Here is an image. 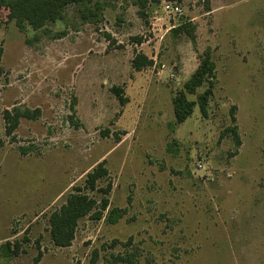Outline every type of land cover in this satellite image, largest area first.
Here are the masks:
<instances>
[{"label":"rangeland","instance_id":"obj_1","mask_svg":"<svg viewBox=\"0 0 264 264\" xmlns=\"http://www.w3.org/2000/svg\"><path fill=\"white\" fill-rule=\"evenodd\" d=\"M146 1L108 0L90 21L69 5L38 30L0 9V245L29 239L0 264H34L39 251L41 264H100L129 239L141 264H264V0ZM208 47L207 115L196 106L177 123L173 98ZM138 55L149 61L140 70ZM14 108L40 115L8 136L3 114ZM102 161L108 208L57 247L51 212ZM113 209L122 216L110 223Z\"/></svg>","mask_w":264,"mask_h":264},{"label":"trees","instance_id":"obj_2","mask_svg":"<svg viewBox=\"0 0 264 264\" xmlns=\"http://www.w3.org/2000/svg\"><path fill=\"white\" fill-rule=\"evenodd\" d=\"M108 0H0V9L8 10V18L15 20L20 29H25L27 25L34 30L42 29L47 23L55 22L62 18L64 9L69 5L78 7L81 18L85 21L98 18L107 6ZM142 9L146 6V0H137ZM186 28V27H185ZM192 38H194V27L188 29ZM3 53V48L0 45V59ZM146 57L138 55L133 60V68L140 70L143 65L148 64ZM2 69L0 67V74ZM217 65L213 57V51L210 47L206 48L200 59V63L188 80L184 83L183 88L178 90L173 98L174 114L177 123L186 121L193 113L196 106L199 107L203 115H207V109L211 97L213 96L215 80L217 76ZM202 92L199 89L203 88ZM118 95V94H117ZM189 95H197V99L191 100ZM123 101V98L120 97ZM235 106L231 109L232 119ZM40 115V109L14 108L13 110L4 111V120L6 135L11 136L18 127L20 118L26 117L36 119ZM237 125L231 127L235 143L241 144L240 136L237 131ZM23 154L27 153L29 148L20 149ZM108 169L105 166V161L97 164L91 171L87 173L84 187H75L66 201L54 211L49 217L50 236L53 243L59 247H68L75 239L76 229L79 222L90 216L92 219H101L104 211L109 206L108 194L112 189L109 182L106 187H99L98 180L108 177ZM89 191H97L101 193L100 203L97 198L88 195ZM120 209H113L109 212L108 221L110 223L117 222L121 216ZM29 239L25 236L21 241H8L0 245V256L16 257L25 253L23 243H27ZM117 242V241H115ZM132 244V239L123 243L124 251L111 256L100 264H141L142 255L138 251L128 250ZM42 257V252L34 258V264H37ZM96 257L94 258V261Z\"/></svg>","mask_w":264,"mask_h":264},{"label":"built area","instance_id":"obj_3","mask_svg":"<svg viewBox=\"0 0 264 264\" xmlns=\"http://www.w3.org/2000/svg\"><path fill=\"white\" fill-rule=\"evenodd\" d=\"M163 9L176 16L183 14V6L177 1H166Z\"/></svg>","mask_w":264,"mask_h":264},{"label":"crops","instance_id":"obj_4","mask_svg":"<svg viewBox=\"0 0 264 264\" xmlns=\"http://www.w3.org/2000/svg\"><path fill=\"white\" fill-rule=\"evenodd\" d=\"M7 226H9V225H7ZM7 226H6V228H8ZM3 237H4V235H3ZM3 239H4V238H3ZM8 241H9V240H8ZM6 242H7V241H6ZM70 246H71V245H70ZM70 246H68V247H70ZM57 247H59V246H57ZM61 248H63V247H61ZM25 253H26V252H25ZM23 254H24V253H23ZM21 255H22V254H21ZM19 256H20V255H19ZM0 257H1V256H0ZM2 257H3V258H6V259H12V258H15V257H12V258H11V257H7V256H5V255H3ZM16 257H18V256H16ZM42 257H43V253H42ZM42 257H41V259H42ZM40 261H41V260H40ZM40 261H39L37 264H41Z\"/></svg>","mask_w":264,"mask_h":264}]
</instances>
